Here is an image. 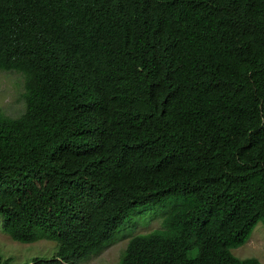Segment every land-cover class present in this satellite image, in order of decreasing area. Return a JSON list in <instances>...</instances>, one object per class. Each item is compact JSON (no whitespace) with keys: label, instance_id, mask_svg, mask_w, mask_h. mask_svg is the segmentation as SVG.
<instances>
[{"label":"trees","instance_id":"1","mask_svg":"<svg viewBox=\"0 0 264 264\" xmlns=\"http://www.w3.org/2000/svg\"><path fill=\"white\" fill-rule=\"evenodd\" d=\"M0 70L25 86L1 230L57 243L26 264H84L149 210L118 264H264L233 252L264 225V0H0Z\"/></svg>","mask_w":264,"mask_h":264},{"label":"rangeland","instance_id":"2","mask_svg":"<svg viewBox=\"0 0 264 264\" xmlns=\"http://www.w3.org/2000/svg\"><path fill=\"white\" fill-rule=\"evenodd\" d=\"M24 76L17 71L0 70V110L16 117L25 110ZM155 210H149L138 220L129 223L131 232L126 230L117 234L113 242L84 264H118L132 235L147 233L162 227L163 217L155 215ZM140 223V224H137ZM57 250V243L52 240H40L36 243H20L14 241L1 230L0 225V255L12 259L15 264H26L31 259L40 256L52 257ZM234 254L240 258L257 257L264 263V225L260 224L252 233L250 239Z\"/></svg>","mask_w":264,"mask_h":264}]
</instances>
